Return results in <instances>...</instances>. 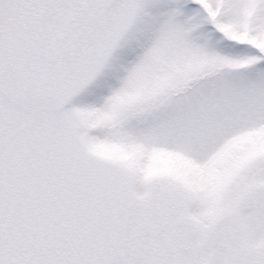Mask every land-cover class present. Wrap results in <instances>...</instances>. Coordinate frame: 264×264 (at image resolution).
Wrapping results in <instances>:
<instances>
[{
    "label": "snow or ice",
    "instance_id": "obj_1",
    "mask_svg": "<svg viewBox=\"0 0 264 264\" xmlns=\"http://www.w3.org/2000/svg\"><path fill=\"white\" fill-rule=\"evenodd\" d=\"M0 264H264V0H0Z\"/></svg>",
    "mask_w": 264,
    "mask_h": 264
},
{
    "label": "rangeland",
    "instance_id": "obj_2",
    "mask_svg": "<svg viewBox=\"0 0 264 264\" xmlns=\"http://www.w3.org/2000/svg\"><path fill=\"white\" fill-rule=\"evenodd\" d=\"M133 58H134V57H132V56H128V57H127L128 60H131V59H133ZM112 83H113V85H114V84H115V81H112Z\"/></svg>",
    "mask_w": 264,
    "mask_h": 264
}]
</instances>
